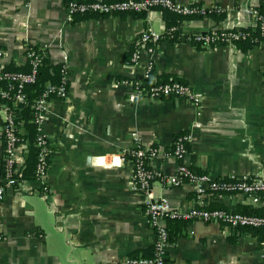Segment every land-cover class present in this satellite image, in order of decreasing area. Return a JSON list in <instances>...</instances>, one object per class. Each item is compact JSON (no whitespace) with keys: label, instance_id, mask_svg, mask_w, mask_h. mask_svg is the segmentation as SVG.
I'll return each instance as SVG.
<instances>
[{"label":"crops","instance_id":"crops-1","mask_svg":"<svg viewBox=\"0 0 264 264\" xmlns=\"http://www.w3.org/2000/svg\"><path fill=\"white\" fill-rule=\"evenodd\" d=\"M68 1L0 0V68L24 67L28 48H44L48 64L68 65L69 78L68 98L50 101L44 124L53 147L50 191L43 194L41 182L27 180L21 194L10 191L0 201V264H123L128 256L152 253L155 231L142 195L131 188L132 166L98 159L136 142L164 151L187 131L186 162L194 170L225 179L264 172V39L243 50L164 37L154 54L157 76L191 84L203 96L202 107L177 97L130 101L131 89L121 80L140 74L131 60L134 44L148 28L165 33L163 11L79 14L69 21ZM177 1L221 12L184 20V35L249 26L251 11L263 2ZM4 118L0 109V180ZM149 163L163 178L179 165L174 157ZM152 192L178 210L205 205L244 212L264 204L209 190L198 197L189 184L172 186L160 176ZM172 232L167 264H264L261 238L251 230L190 220Z\"/></svg>","mask_w":264,"mask_h":264},{"label":"built area","instance_id":"built-area-1","mask_svg":"<svg viewBox=\"0 0 264 264\" xmlns=\"http://www.w3.org/2000/svg\"><path fill=\"white\" fill-rule=\"evenodd\" d=\"M154 9H167L182 15H191L196 12L206 14L205 6L198 7L194 3H182L177 0H69L67 2L68 20L72 21L75 15L86 14H119V13H141ZM264 11V0L262 2ZM215 11H219L216 8ZM253 22L251 25L260 27L264 35V13L259 9L251 11ZM221 29L220 33L216 30ZM194 38L182 34L176 41L187 40L193 44L199 43L204 49L222 45H234L235 40L245 38L248 32L243 28L218 27L208 32L196 31ZM163 36L153 28L145 30L136 40L131 60L135 66L140 68V74L135 78H124L122 84L127 85L131 91L129 100L135 101L139 98L162 99L168 97L185 98L191 104L200 109L203 96L198 93L191 84L170 77L168 80H161L155 72L154 54ZM218 40L223 42L218 44ZM46 52L40 49L28 48L26 55L30 65L28 70L10 71L0 68V82L9 81V87L14 89V103H25L27 95L25 88L36 83L40 78V66L43 54ZM146 61H143V56ZM63 72L60 83L46 84L42 96L33 104L37 135L35 141L29 139L21 140L20 135L27 128L24 123H17L14 115L8 110V104L2 102L0 109L5 113L2 124L3 136V157H2V178L0 180V201L4 200L10 191L21 194V186L27 180L16 185L15 175L20 171L18 165L24 152L34 143L38 147L37 162L35 167L36 180L42 183L40 188L43 194L50 191L48 180L50 161L53 155L51 137L45 132L47 111L50 101L54 98L66 99L69 96L68 65L61 64ZM9 88V89H10ZM9 89H0V96L10 98ZM28 132V131H27ZM192 140L191 133L184 131L176 136L173 145L164 151L155 147H145L140 142L125 149L120 153L111 154V157L100 156V164L106 166H121L130 164L133 168L131 188L143 197L145 214L148 216L155 231L154 253L150 256L138 255L124 258L123 264H167L170 233L167 221L171 219H183L186 221L200 220L203 222H220L229 227L235 228H257L264 227V215L246 213L227 208H212L205 205H197L188 210L174 208L165 197L153 195L152 186L157 176L162 177L165 183L172 186L189 184L198 197H201L208 190L216 194H245L252 198L255 203L264 202V172L261 176H249L247 174L234 176L230 179L213 178L206 172H198L191 168L186 157L190 150ZM21 152V153H20ZM23 153V154H22ZM22 154V156H21ZM174 157L179 161L177 173L163 178L161 173L154 170L149 161L152 158ZM32 189V188H31ZM261 248L264 254V236L261 241Z\"/></svg>","mask_w":264,"mask_h":264},{"label":"trees","instance_id":"trees-1","mask_svg":"<svg viewBox=\"0 0 264 264\" xmlns=\"http://www.w3.org/2000/svg\"><path fill=\"white\" fill-rule=\"evenodd\" d=\"M195 6L202 7L201 4L194 3ZM259 9L261 13H264L262 9V4L256 8ZM164 20L166 23V30L165 33L162 35L164 37L170 38L172 41L178 40L180 36L183 34V21L187 19L192 18H201V17H208L211 15L219 16L220 11H215V9L207 8L206 14H200L199 12H196L191 15H182L178 14L176 12L162 9ZM146 11H143L141 13H145ZM79 15V14H78ZM87 15V14H86ZM222 16V15H221ZM243 30L248 32V36L245 38H241L238 40H235V45L243 50H248L252 46L256 45L260 40L264 39V35H262V32L260 30L259 26L256 25H249L242 27ZM211 31V30H210ZM222 30L218 29L216 30L217 33H220ZM186 36H189L190 38H194L193 34H188ZM218 44H222L223 42H220L218 40ZM196 46H200L199 43L195 42ZM34 49H40L33 47ZM40 50H44L46 53L43 54L42 58V64L40 66V78L39 80L31 85H28L25 88V92L27 95V101L25 103H14V89L9 87V81H2L0 82V89H9L10 90V98L5 99L0 96V104L2 102H6L9 107V111L14 115V118L17 123H24V125L27 128L26 134H21L20 138L21 140L29 139L32 142L35 141L36 135H37V127L36 123L34 122L35 119V110L33 108V104L42 96L46 84L48 82L51 83H60L62 80L63 72L61 69V64L59 65H51L48 64V52L46 49L42 48ZM30 68L29 62L24 67L15 66L12 63L6 66L5 70L10 71H21V70H28ZM170 76L168 75H161V80H168ZM30 155L27 159L26 163L23 166H20V171L15 175L16 177V185L15 187H18L20 182L24 180H30L36 177L35 174V167L37 162V154H38V147L32 143L29 147ZM246 213H252V214H259L264 215V204L261 206L256 207H250L247 211H244ZM186 220L183 219H171L167 221V227L170 233V240L173 241L175 236L172 232V227L179 225L182 226L183 223ZM246 230H251L253 233L259 235L261 238V241L264 236V227H257V228H245ZM154 253V247H152V253L146 252L144 256H150ZM149 254V255H148Z\"/></svg>","mask_w":264,"mask_h":264}]
</instances>
